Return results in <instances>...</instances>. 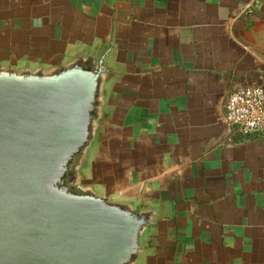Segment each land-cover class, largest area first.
I'll return each instance as SVG.
<instances>
[{
    "label": "crops",
    "instance_id": "1",
    "mask_svg": "<svg viewBox=\"0 0 264 264\" xmlns=\"http://www.w3.org/2000/svg\"><path fill=\"white\" fill-rule=\"evenodd\" d=\"M106 53L85 176L150 207L138 264H264V131L227 118L264 87V0H0V63Z\"/></svg>",
    "mask_w": 264,
    "mask_h": 264
},
{
    "label": "water",
    "instance_id": "2",
    "mask_svg": "<svg viewBox=\"0 0 264 264\" xmlns=\"http://www.w3.org/2000/svg\"><path fill=\"white\" fill-rule=\"evenodd\" d=\"M105 56L0 63V264H138L147 249L152 208L84 173L107 102Z\"/></svg>",
    "mask_w": 264,
    "mask_h": 264
},
{
    "label": "built area",
    "instance_id": "3",
    "mask_svg": "<svg viewBox=\"0 0 264 264\" xmlns=\"http://www.w3.org/2000/svg\"><path fill=\"white\" fill-rule=\"evenodd\" d=\"M227 118L245 133L264 131V87L245 84L234 89L227 101Z\"/></svg>",
    "mask_w": 264,
    "mask_h": 264
}]
</instances>
